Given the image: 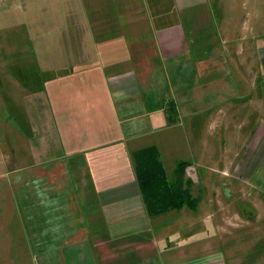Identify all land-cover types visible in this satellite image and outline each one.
Segmentation results:
<instances>
[{
  "label": "crops",
  "instance_id": "obj_1",
  "mask_svg": "<svg viewBox=\"0 0 264 264\" xmlns=\"http://www.w3.org/2000/svg\"><path fill=\"white\" fill-rule=\"evenodd\" d=\"M220 1L64 0L77 7L64 11L60 67L36 54L37 80L19 103L27 165L0 168V250L13 253L18 230L41 264H105L98 253L111 250L94 240L101 222L112 241L154 237L152 264H222L220 251H202L195 234L180 246L199 259H181L182 248L176 258L159 244L176 229V212L194 214L201 202L150 218L131 156L153 146L160 160L210 157L190 142L204 140L202 126L228 134L236 120L243 142L230 156L239 160H227L221 174L264 195V36L255 28L233 36ZM85 3L94 6L90 17ZM199 216L188 219L213 221L211 213Z\"/></svg>",
  "mask_w": 264,
  "mask_h": 264
},
{
  "label": "rangeland",
  "instance_id": "obj_2",
  "mask_svg": "<svg viewBox=\"0 0 264 264\" xmlns=\"http://www.w3.org/2000/svg\"><path fill=\"white\" fill-rule=\"evenodd\" d=\"M85 6L90 13L88 16H92L94 6L87 3ZM76 7V3L66 4L64 0H0V168L4 166V172H12L27 165L25 157L28 148L24 131L27 120L19 103L25 95L24 91L28 92L38 77L33 57L37 54L44 65L53 69L60 67L64 56L60 45L66 22L64 11L66 8L75 10ZM219 9L225 12V24L232 27L233 36L246 37L250 33L249 28H255V33L264 36V0H221ZM72 31L71 36L74 38L77 31L75 28ZM229 124V131H233H228V134L223 128H219L217 132L212 131V135L207 132V126H202L204 140L190 142L193 149L195 146V152L200 153L204 147H208L212 156L188 159L191 162V166L186 169V179L190 181L189 191L201 204L196 215L189 210L187 211L190 213L186 210L177 211L176 220H182V226L178 221L172 223L176 229L165 234L159 244L164 245L166 251L172 250L170 255L176 258L182 248L181 259L183 256L199 259V253H184L189 248L180 246L182 240L191 233L198 235L196 244L202 242V251L205 247L220 251L215 258H220L222 264H264V195L254 194L237 186L232 177L235 174H221L222 169L227 166L226 161L232 158L230 154H234L237 146L243 142L239 141L236 120H229ZM186 135H190L187 129ZM179 160L183 159L161 157L164 168L168 171V180L172 179L170 170L175 168L173 162L177 163ZM238 160L239 158L233 159L229 164L233 162L235 165ZM205 165L208 169L204 170ZM209 169L217 173H209ZM207 213L213 214V221H208L207 225L188 219L196 216L199 219L202 217L199 215ZM189 224L191 228L185 229L184 226ZM98 225L99 236L94 239L96 247L111 250L98 253L105 264H123L129 261L133 264H152L155 256L152 248L156 247L154 237L147 235L112 241L106 236L102 223L99 222ZM12 232L18 246L11 249L12 254H8L9 248L3 251L4 248L1 247L0 264H41L36 253H28L29 248H22L26 238L20 237L18 230ZM118 246L124 248L119 250Z\"/></svg>",
  "mask_w": 264,
  "mask_h": 264
},
{
  "label": "trees",
  "instance_id": "obj_3",
  "mask_svg": "<svg viewBox=\"0 0 264 264\" xmlns=\"http://www.w3.org/2000/svg\"><path fill=\"white\" fill-rule=\"evenodd\" d=\"M131 156L143 204L150 218L183 207L196 210L199 199L189 191L190 181L186 179L190 162H177L172 179L168 180L156 147L134 151Z\"/></svg>",
  "mask_w": 264,
  "mask_h": 264
}]
</instances>
